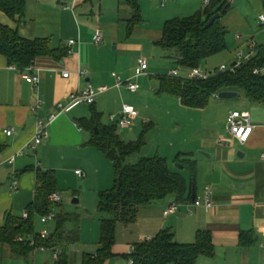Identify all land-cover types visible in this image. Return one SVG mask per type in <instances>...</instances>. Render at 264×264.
Instances as JSON below:
<instances>
[{
	"label": "crops",
	"instance_id": "1",
	"mask_svg": "<svg viewBox=\"0 0 264 264\" xmlns=\"http://www.w3.org/2000/svg\"><path fill=\"white\" fill-rule=\"evenodd\" d=\"M228 1L231 9L224 19L233 13L239 20L234 27L237 32L247 28L248 22L245 19L250 13L249 9H253L258 17L264 13V0ZM138 2L142 20L132 32L129 31V26L134 13L123 0H27V11L22 20L19 17L10 18L0 12V23L17 30L25 40H49L53 50H69V42L76 41L71 47L72 53L61 61L51 57L35 61V74L40 77L38 86L26 82L21 71L14 69L6 58L0 56V145L5 146L0 155V172L8 181V187H3L0 191V227L5 226L8 214L24 218L28 207L36 199L39 171L55 173L58 181L56 193L62 195L60 174L68 171L69 162L81 160L83 166L75 167L76 175L78 171H82L85 178H92L93 173L102 174L100 169L96 168L93 172L90 167L92 163L88 159L93 156L98 159L99 164L102 162L108 167L107 171L110 170L108 180L99 194L108 190L104 188L109 187L111 180L115 181L113 163L91 144L92 134L82 123L92 121L95 116L102 125L111 127L114 125L111 116L120 115L124 105H130L139 112V117L129 129L118 126L121 139L135 142L145 127L150 126L146 145L137 154H142L138 161L142 158H164L172 171L182 174L190 183L187 171H177L171 167H180L176 158L188 155V158L198 164L197 183L193 189L196 188L197 197L212 191L213 206L195 207L192 212L183 207L178 213L165 217L164 212L172 204L178 203L175 197H170L142 208L138 222L125 225V229L121 230L124 235L131 233V237L137 238L136 241L126 243L129 239H123L119 243L118 226L117 241L112 251L114 257L105 264H129L127 256L130 247L149 238L154 239L163 230L172 231L179 244H194L199 233H209L215 255L200 257L197 264H264V161L261 159L264 154V112L260 111L264 105L254 104L247 98V102L237 103L214 97L206 109H191L184 107L178 98L164 94L169 97V105L172 107L167 114L172 121L167 127L171 128L173 134L168 130L163 132L165 127L160 121L162 116H158L155 109L142 101V98L147 99L149 95L142 93L141 80L144 78L146 85L149 79L158 77L156 71L161 70L160 66L165 67L167 62L173 60L176 63L177 58L168 52H159L161 48L156 43L163 37L167 21L191 17L204 11L205 0L170 1L164 6L154 0ZM98 30H102L104 34V42L100 45L95 44ZM252 38L256 40L255 37ZM250 41L238 48H246ZM147 52L153 55V59L152 55H146ZM156 56L162 58L157 59L160 61L156 64L158 67L150 64L151 60L155 63ZM140 58L148 60L149 68L145 76L136 79ZM172 70L175 69L170 68L167 72ZM65 72L70 74L69 78H64ZM80 72H85L86 75L82 77ZM118 77L124 82L139 83L141 90L133 94L125 87L118 88ZM152 82L150 80V84ZM90 86L96 90L103 87L109 90L99 94L96 104L88 106L89 110L85 109V105L70 113L59 112L58 104H67L72 94L83 92ZM152 90L156 91L155 88ZM160 95L163 94L160 93L159 98L152 95V98L157 101L162 99ZM38 100L44 102L40 117L48 119L55 115L56 119L49 128L50 137L34 151L30 146L34 144L38 121L32 108ZM235 111L249 112L256 127L246 145H240L227 132V119ZM200 115L203 116L202 120H206L201 126L205 135H202L201 127L194 126V117ZM216 115L223 116L225 132L213 128ZM176 116L186 117L187 121H178ZM11 129L14 130V135L8 136L7 131ZM184 129L190 134L181 135ZM151 144L154 151L146 152ZM23 151L25 156H20L19 153ZM239 152L242 157L238 156ZM12 158H15V162L10 164ZM107 161L109 164H105ZM15 181L18 185L13 190ZM16 211L21 214H16ZM51 224L52 233L56 223ZM49 225L42 224L43 229ZM242 236L245 237V245ZM79 245L73 249L74 264H80ZM38 250L42 253L48 251ZM36 251L25 259L28 263L38 264ZM0 253L5 259H23L12 254L8 246L0 245ZM53 253L54 262L47 257L45 264H57L55 252Z\"/></svg>",
	"mask_w": 264,
	"mask_h": 264
},
{
	"label": "trees",
	"instance_id": "2",
	"mask_svg": "<svg viewBox=\"0 0 264 264\" xmlns=\"http://www.w3.org/2000/svg\"><path fill=\"white\" fill-rule=\"evenodd\" d=\"M134 13L129 31L132 32L142 20L138 0H123ZM231 9L228 0H215L204 11L187 18L167 21L163 37L156 45L166 51H178L176 64L188 71L201 66L210 58L228 50V28L223 19ZM27 11V0H0V12L10 18L22 20ZM220 14L211 27L209 21ZM69 50H53L49 40L28 41L0 23V56L11 66L24 71L34 65L38 58L51 57L63 60ZM264 67V45L259 46L257 55L243 64L236 72L216 73L208 80L158 76L161 94L178 98L182 105L191 109H206L216 95L235 92L244 95L254 104L264 105V78L254 75L256 68ZM94 106V105H93ZM92 134L91 144L112 163L115 181L112 189L99 194L98 211L100 219L99 251L96 255H84L82 264H105L114 257L113 248L117 241L119 223L130 226L138 222L139 212L158 201L175 197L179 204L193 203V188L196 187L198 164L188 155H179L176 163L187 171L190 183L180 173L170 169L166 159L161 157L142 158L136 164H128V158L139 154L146 145V126L135 142H125L118 134V125L104 126L94 116L92 121L82 123ZM97 128V130H96ZM5 146L0 145V155ZM57 178L54 172H38L36 199L28 209L29 217L8 214L4 227H0V245L8 246L12 254L28 259L38 249L51 250L58 254L57 264H74L73 249L81 243L80 216L60 213L56 226L48 239L36 233V217L45 216L60 204L51 201L57 192ZM195 188V192H196ZM108 216V217H105ZM23 237L25 242L17 241ZM243 245L245 237L242 236ZM30 238L35 242L30 244ZM135 264H197L200 257H213L214 244L209 233H199L194 244H179L170 230L161 231L154 239L135 244ZM128 260L130 256L128 255Z\"/></svg>",
	"mask_w": 264,
	"mask_h": 264
},
{
	"label": "rangeland",
	"instance_id": "3",
	"mask_svg": "<svg viewBox=\"0 0 264 264\" xmlns=\"http://www.w3.org/2000/svg\"><path fill=\"white\" fill-rule=\"evenodd\" d=\"M250 13L247 14V18L245 19L246 22H248L247 24V28L241 31H235L236 28H234L236 26V24L238 23V18L233 16V13H230V15H228V17H226V19H224V22L226 24V26L228 27V35H227V42H228V50L224 53H221L219 55H216L210 59H208L202 66L201 69L204 72L207 73H212V74H216L218 72V70L221 68V66L225 65V66H232L234 63V54H236V50L240 49V47L238 48V46L242 45V44H246L247 41L251 40L252 37L256 38V42L258 43V45H264V27H262L259 23V17L258 14L255 13V11L252 9V11L249 9ZM234 12V10L232 11ZM87 19V18H85ZM238 36H242L245 38V41L242 44H239L237 42V37ZM151 46V45H149ZM159 52H168L169 54L172 55V57L175 58H179V53L178 51H163L162 49H159ZM162 54V53H161ZM146 55L150 56L152 54H150L149 52L146 53ZM153 59V55L151 56ZM162 60L161 57L156 56V60L154 61L155 63L152 62V60L150 61V64L152 63L153 65L158 64L160 61L158 60ZM162 62V61H161ZM167 65H165V67L160 66V71H156L158 76H168L170 74V72H167L168 69L170 70V68H174L175 70L177 69L179 71V75L181 78H188L189 77V71L179 67L176 63L175 60H173L172 62L169 61L166 63ZM156 67H158L156 65ZM167 69V70H165ZM166 71V72H165ZM174 71V70H172ZM149 79V78H148ZM150 80H152L153 82L150 84ZM145 79L142 78L141 83H142V88L145 94H148L149 96H147V99H143L142 101L149 104L150 107H152L151 109H155L154 112L157 111L158 116H162V118H160L163 122L164 125V130L163 132H165L166 130H168V132L170 134L172 133V130L170 127H167L168 125H170L171 123V119L167 114L169 113V109H171L172 107L169 105V97H167L166 95H160L162 99H159L157 101H155L152 98V95L155 96L156 98H159V91H160V81L158 80V77L149 79L147 81V84H144ZM155 88L156 91H153L152 89ZM232 102H245L246 101V97L242 94H240L239 97L232 99ZM247 102V101H246ZM85 106V105H83ZM85 108V107H83ZM86 110H89V107L86 106L85 108ZM260 111L264 112V108L261 107ZM155 116V117H158ZM220 116V117H219ZM216 115L215 118V125L213 126L214 129H217L219 131H224L225 132V124L223 123V116ZM202 115L198 116L197 118L194 117L195 120V127L197 125L198 127L202 126L203 122H206V120H202ZM178 121L183 120V121H187L186 117L181 118L180 116H176V118ZM164 120V121H163ZM104 121H107V118H104ZM202 121V122H201ZM202 128V135H205L206 132H204V128ZM121 132V129L120 131ZM190 134L187 129L183 131V133H181V135L186 136ZM121 135V134H120ZM146 150V149H145ZM154 151L152 144L149 145L148 149L146 150V152H151ZM74 155H77L74 153ZM152 155V154H151ZM141 155H135L132 156L131 158H129L127 160L128 164H135L137 163L139 157H141ZM103 158V157H102ZM104 159V158H103ZM90 161V163H92V166L90 165V167L93 169V172L95 171L96 168L100 169L102 171V174L97 175L93 173V176L91 178V176H89L88 178H79L76 174H75V167H81L83 166V164H81V160H73L71 162H69L67 164V172L65 171V173H61L60 174V184L63 187V189L61 190L62 192V202L60 206L55 207V210L52 211L55 215H58L60 213H64L67 215H77L80 216V220H81V244L79 245L78 249H79V259H78V263L82 264L83 263V257L84 255H96L97 252L99 251V240H100V219L103 217L102 214L99 213L98 208H99V192L102 191V187L103 185L106 183V181L108 180V172L107 169L108 167L106 165H104V163L101 162V164H99L98 159H95L93 156L90 157V159H88ZM102 160V159H101ZM103 161V160H102ZM105 162V159H104ZM173 162H171L172 164ZM105 164H109L108 161ZM173 169L181 170L182 168L180 167H176L175 165L171 166ZM71 169V170H70ZM110 169V168H109ZM72 171V172H71ZM183 171V170H182ZM90 174V173H89ZM109 180H110V176H109ZM111 184L109 183V187L108 188H104V189H112V187L114 186V180H111ZM8 181L6 180V178L4 177V175L0 172V191L3 187H8ZM106 187V186H105ZM107 191V190H105ZM75 201H79L78 204L75 203ZM16 214H21L20 211H16ZM17 216V215H16ZM108 217V216H105ZM140 220H141V224H142V211H141V216H140ZM53 226V224H50L48 228L51 231V227ZM120 228V233L118 234V242L120 243L123 239H129L126 243H132L134 241H136L137 238H133L131 237V233H127V235H124V233L121 231L123 230L122 228L125 229V225H118ZM131 228V227H130ZM45 229V228H44ZM43 226L40 223V218L39 216L36 217V233H41L43 230ZM83 235V236H82ZM36 254H38V257L36 258L38 261V264H45V260L47 257H49V260L54 262L53 256L54 253L51 250H48L46 253H42L41 250H37ZM0 264H32V262H27L25 259H5L4 257H2L1 253H0Z\"/></svg>",
	"mask_w": 264,
	"mask_h": 264
},
{
	"label": "built area",
	"instance_id": "4",
	"mask_svg": "<svg viewBox=\"0 0 264 264\" xmlns=\"http://www.w3.org/2000/svg\"><path fill=\"white\" fill-rule=\"evenodd\" d=\"M160 2L163 6L170 1L177 0H154ZM210 0H205L204 5L207 7L210 4ZM259 23L262 27H264V13L259 16ZM244 37L238 36L237 42L242 44L244 42ZM104 42V34L102 30H98L95 37V44L100 45ZM76 44L75 40L69 42V54L72 53L71 47ZM260 45L256 42L254 38L251 39L249 45L246 48H240L236 54V62L233 63L232 66H221L217 73H225V72H236L240 70L244 63L252 60L258 52V48ZM148 60L145 58H140L138 61V69L136 72V79H139L147 74L148 71ZM17 69V67H14ZM22 78L28 82L29 84H33L38 86L40 83V77L35 74L34 65L30 66L24 71H21ZM80 75L83 77L86 75L85 72H80ZM216 74L204 72L201 68H196L190 71L189 79L192 80H208ZM254 75L260 78H264V67L256 68L254 70ZM64 78H69L70 74L65 72L63 74ZM170 77H180L179 71L174 70L169 74ZM117 87L123 88L125 87L129 92L135 94L141 90V86L137 82H124L120 77L117 78ZM109 89L107 87H103L99 90L94 89L93 87H88L83 92H76L70 96V101L67 104L61 103L58 104V110L61 113H70L74 109L86 105L93 106L96 104V100L99 94L107 92ZM215 97H219L216 95ZM44 102L42 100H38L37 104L32 108V113L37 117V134L34 140V144L30 146L32 150H36L38 146H40L44 140L50 137L49 128L51 124L55 121L56 116L53 115L48 119H43L40 117V112L43 108ZM139 117V112L135 109V107L130 105H124L123 110L120 115H112L111 122L118 125L122 129H129L134 125L135 120ZM255 126L252 123V116L249 112H241L235 111L232 112L227 119V132L232 137L233 140L237 141L240 145H246L251 136L254 133ZM8 136L14 135V130L7 131ZM20 156H25V151L19 153ZM261 159L264 161V154H262ZM15 162V158H12L9 163L13 164ZM77 175L81 178H85V174L82 171H78ZM17 182L15 181L13 184V190L17 187ZM51 201L55 204H60L62 202V196L59 193H54L51 196ZM212 207L213 206V192L207 191L204 196L197 197L195 202L189 204H172L165 212L164 216L168 217L170 215L178 213L183 207L186 208L189 212H192L195 207ZM28 212L24 214V218H28ZM57 215L53 212L48 215L40 217L41 223L44 225H49L56 221ZM40 237L44 239H48L51 235V231L48 229H44L41 233H39ZM148 241L152 240L151 238L147 239ZM19 242H25L23 237H19ZM31 246L35 245L33 239L30 240ZM137 254V247L132 245L129 249V264H135L134 256ZM55 259L58 260V254H55Z\"/></svg>",
	"mask_w": 264,
	"mask_h": 264
},
{
	"label": "water",
	"instance_id": "5",
	"mask_svg": "<svg viewBox=\"0 0 264 264\" xmlns=\"http://www.w3.org/2000/svg\"><path fill=\"white\" fill-rule=\"evenodd\" d=\"M220 17H221L220 14H217L216 16H214V17L209 21L207 27H208V28L211 27V26L214 24V22H215L216 20H218ZM238 96H239V93H235V92H223V93H221V94L219 95V98H220L221 100H232V99L237 98ZM238 156H239V157H242L241 152H239ZM196 198H197V195H196L195 189H193L192 200L194 201V200H196ZM76 203H78V201H76Z\"/></svg>",
	"mask_w": 264,
	"mask_h": 264
}]
</instances>
